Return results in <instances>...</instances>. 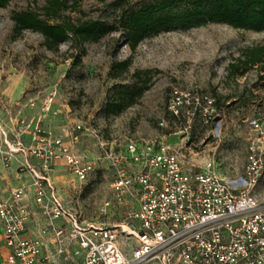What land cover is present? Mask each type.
<instances>
[{"label":"rangeland","instance_id":"374dc122","mask_svg":"<svg viewBox=\"0 0 264 264\" xmlns=\"http://www.w3.org/2000/svg\"><path fill=\"white\" fill-rule=\"evenodd\" d=\"M154 1L60 0L56 10L46 8L50 0H9L0 7V147L27 150L35 136L48 135L90 158L99 154L101 140L157 136L183 148L197 165L212 161L218 173L242 184L257 134L253 124L264 121V53L256 64L242 60L247 49L264 45V30L209 22L161 31L134 49L121 29L95 41L69 37L57 49L40 32L14 30L13 15L23 10L50 22L119 26L126 11ZM176 95L182 100L177 113ZM119 103L121 111L107 112L109 104ZM262 156L264 161V151ZM27 158L38 163L23 150L10 160L0 154L2 181L31 183L32 174L22 169ZM60 167L49 175L83 219L121 221L118 214L100 213L113 178L106 161L97 162L83 182ZM252 191L264 202V168Z\"/></svg>","mask_w":264,"mask_h":264},{"label":"built area","instance_id":"2783aa9c","mask_svg":"<svg viewBox=\"0 0 264 264\" xmlns=\"http://www.w3.org/2000/svg\"><path fill=\"white\" fill-rule=\"evenodd\" d=\"M181 102L176 95V113ZM253 129L242 184L157 136L101 140L90 158L60 137L35 136L19 148L38 161L22 163L31 184L0 196L5 263L264 264V202L252 191L264 168V121ZM19 150L0 154L10 160ZM59 161L81 182L106 161L113 178L100 213L121 221H87L71 208L49 175Z\"/></svg>","mask_w":264,"mask_h":264},{"label":"trees","instance_id":"16d2710c","mask_svg":"<svg viewBox=\"0 0 264 264\" xmlns=\"http://www.w3.org/2000/svg\"><path fill=\"white\" fill-rule=\"evenodd\" d=\"M9 0H0L5 7ZM60 0H50L47 9H59ZM15 33L31 29L45 36L46 45L57 49L69 37L76 41H95L101 36L121 29L127 43L134 49L145 38L174 28H190L209 22L227 23L235 28L264 30V0H156L140 8L126 11L119 26L98 20L78 23L50 22L34 10L15 12ZM264 45L245 51L242 62L248 66L262 60ZM128 61L120 63L122 67ZM114 107H117L116 109ZM124 105L109 104L107 112L118 113Z\"/></svg>","mask_w":264,"mask_h":264},{"label":"crops","instance_id":"0c3cea01","mask_svg":"<svg viewBox=\"0 0 264 264\" xmlns=\"http://www.w3.org/2000/svg\"><path fill=\"white\" fill-rule=\"evenodd\" d=\"M57 164L60 165V166H62L59 169L62 168V170H66L67 171V168L64 167L65 165H64V163L62 161L59 162V163H57ZM57 164L55 165L56 167H57ZM2 171L3 172L6 171L5 168L4 169L2 168V170H0V196H7V195L10 194V192L12 190H14L16 188H19V187H23V186H28V185L31 184V183H29V179L28 180L26 179L25 182L24 181H21L20 183H18L16 185H10L9 183H4L2 181V179H1V177L5 176L4 175L5 173L3 174ZM56 183H57V186H59L58 185L59 182L56 181ZM8 250L9 249H8L6 243H5L3 227H2V224L0 223V264H6L5 262H6V255L8 253Z\"/></svg>","mask_w":264,"mask_h":264}]
</instances>
